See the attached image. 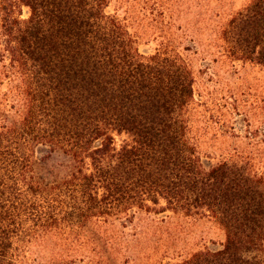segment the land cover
I'll list each match as a JSON object with an SVG mask.
<instances>
[{
    "label": "trees",
    "instance_id": "1",
    "mask_svg": "<svg viewBox=\"0 0 264 264\" xmlns=\"http://www.w3.org/2000/svg\"><path fill=\"white\" fill-rule=\"evenodd\" d=\"M110 3L0 0V64L20 103V121L0 118V264H21L17 243L135 209L205 212L225 230L222 249L176 264H264V177L202 162L182 117L192 71L141 54ZM222 35L233 59L264 68V0ZM39 155L61 166L39 176Z\"/></svg>",
    "mask_w": 264,
    "mask_h": 264
},
{
    "label": "rangeland",
    "instance_id": "2",
    "mask_svg": "<svg viewBox=\"0 0 264 264\" xmlns=\"http://www.w3.org/2000/svg\"><path fill=\"white\" fill-rule=\"evenodd\" d=\"M252 1L111 0L107 13L127 28L141 54L179 55L192 71L194 97L182 117L186 138L202 162L235 163L264 177V68L233 59L222 35ZM29 16L23 8L20 18ZM3 73L0 64V118L20 121L11 109L20 107L11 93L15 81ZM41 157L35 163L39 176L61 166L58 157L48 164ZM226 238L205 212L135 209L17 243L16 255L21 264H176L222 249Z\"/></svg>",
    "mask_w": 264,
    "mask_h": 264
}]
</instances>
